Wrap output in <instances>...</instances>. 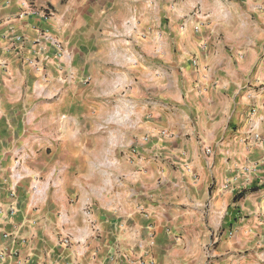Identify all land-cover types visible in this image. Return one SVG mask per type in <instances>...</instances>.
<instances>
[{
	"label": "crops",
	"instance_id": "crops-1",
	"mask_svg": "<svg viewBox=\"0 0 264 264\" xmlns=\"http://www.w3.org/2000/svg\"><path fill=\"white\" fill-rule=\"evenodd\" d=\"M216 3L136 72L144 120L110 102L124 72L101 103L78 82L89 0H0V264H205L210 238L212 264H264V0Z\"/></svg>",
	"mask_w": 264,
	"mask_h": 264
},
{
	"label": "rangeland",
	"instance_id": "rangeland-1",
	"mask_svg": "<svg viewBox=\"0 0 264 264\" xmlns=\"http://www.w3.org/2000/svg\"><path fill=\"white\" fill-rule=\"evenodd\" d=\"M89 1L90 8L81 18V25L77 26L76 31L80 37H77L78 43L83 46H79V53L87 57L92 74L79 79L78 82L81 85L91 84L94 96H91L92 100L87 96V100L101 103V92L114 90V81L121 72H124L127 79L123 92L128 95L117 102L115 96L110 97V102L112 106L116 103L124 106L120 118L131 117L135 108L136 115L144 120L152 115L148 103L153 97L142 93L141 97L135 99L134 104L127 101L132 99L131 94L135 93L137 88L145 86L146 78L140 79L142 77L136 76V72L158 71L159 63L152 54L174 56L180 50L182 29L185 25L197 33L200 26L206 22L202 17L203 12L216 7V2L228 7L231 5L230 0ZM38 12L42 18L47 12H50V15H46L45 18L54 17V10L50 6L39 9ZM56 17H59L58 13ZM263 17L259 11L248 13L249 20ZM82 36L90 38L86 40L87 45L84 44L85 39ZM63 46L60 47L62 52ZM165 49L166 52L163 53ZM136 77L140 80L139 86ZM133 143L136 142L125 144L119 158H123L130 166H137L136 161L128 157L130 150L136 147ZM217 242L210 238V246H206L205 264H212L210 261L213 259L212 251Z\"/></svg>",
	"mask_w": 264,
	"mask_h": 264
},
{
	"label": "built area",
	"instance_id": "built-area-1",
	"mask_svg": "<svg viewBox=\"0 0 264 264\" xmlns=\"http://www.w3.org/2000/svg\"><path fill=\"white\" fill-rule=\"evenodd\" d=\"M44 15H45V16H43V17L45 18L46 15H50V12H47V13H45ZM193 65H194V66H197V63H196L195 60L193 61ZM254 138L258 139V136H257V135H254ZM205 151H206V152H209L208 149H206ZM137 154H138V150H137L136 147H134V148H132V149L130 150V153L128 154V157H129L130 159H133L134 161H136V160H137ZM66 243H69V242L66 241ZM148 264H152V262H149Z\"/></svg>",
	"mask_w": 264,
	"mask_h": 264
}]
</instances>
